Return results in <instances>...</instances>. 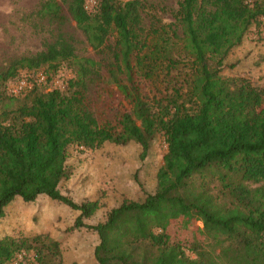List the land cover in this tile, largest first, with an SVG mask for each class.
Wrapping results in <instances>:
<instances>
[{
	"label": "trees",
	"instance_id": "1",
	"mask_svg": "<svg viewBox=\"0 0 264 264\" xmlns=\"http://www.w3.org/2000/svg\"><path fill=\"white\" fill-rule=\"evenodd\" d=\"M85 3L44 0L34 14L59 26L70 19L94 51L112 58L107 72L129 110L96 119L87 93L98 64L78 59L63 34L0 71L6 89L18 70L47 66L51 87L40 92L34 84L20 96L29 104L0 110V219L15 198L45 197L79 213L74 228L97 238L95 264H264L262 92L246 78L222 75L231 51L258 34L264 0H176L174 22L150 30L142 25L143 0H98L92 12ZM61 62L75 68L62 89L53 87ZM142 81L157 83L160 93L144 94ZM157 134L166 152L153 191L87 224L98 202H75L60 189L70 150L135 143L144 160ZM39 244L37 237L0 238V264L21 252L33 253L35 264L60 257L56 241Z\"/></svg>",
	"mask_w": 264,
	"mask_h": 264
},
{
	"label": "rangeland",
	"instance_id": "2",
	"mask_svg": "<svg viewBox=\"0 0 264 264\" xmlns=\"http://www.w3.org/2000/svg\"><path fill=\"white\" fill-rule=\"evenodd\" d=\"M43 1L0 0V71L18 58L44 50L46 44L63 34L70 40L78 59H88L98 64L99 75L91 76L87 93L96 119L113 120L119 113L128 111V103L117 93L107 72L114 62L112 58L94 51L70 19L62 26L39 19L34 13ZM143 2L141 17L145 30L174 22L176 0ZM46 68L44 66L36 72L27 73L18 70L17 74L20 78L35 77L47 72ZM57 70L53 87L62 89L65 81L74 75L75 68L72 62H61ZM222 75L248 79L261 90L264 106V41L255 31L249 32L243 44L231 51ZM140 84L143 93L149 97L160 93L157 83L142 81ZM7 85L6 89L5 86L0 89V110L6 104L10 109L29 104L28 95L10 98ZM50 88L42 84L39 91L45 92ZM165 152L166 145L160 134L152 141L144 160L140 159L141 148L135 143L124 146L106 143L95 150L73 148L66 162L69 177L61 183V192L75 202L97 201L99 209L85 222L91 225L102 222L107 212L123 200L138 201L145 192L153 191L156 172L162 165ZM15 199L5 209V217L0 219V238L7 236L31 241L37 237L39 245L56 241L60 257L52 264H95L92 255L97 238L91 231L74 228L78 212L45 197H39L32 204ZM201 227L200 222L195 223V236H199L196 230ZM185 234L189 237L187 232Z\"/></svg>",
	"mask_w": 264,
	"mask_h": 264
},
{
	"label": "built area",
	"instance_id": "3",
	"mask_svg": "<svg viewBox=\"0 0 264 264\" xmlns=\"http://www.w3.org/2000/svg\"><path fill=\"white\" fill-rule=\"evenodd\" d=\"M129 1V0H122ZM245 4L251 5L257 0H244ZM98 6V0H86L85 3V10L88 12H92L95 10ZM258 37L264 41V17H261L258 19ZM45 75L43 73H39L35 75V77L25 78V77H19L13 82L8 83L7 91L8 95L13 97H20L29 92L34 84L37 86H41L45 83ZM57 85V84H55ZM10 264H35V256L33 253H26L21 252L18 253Z\"/></svg>",
	"mask_w": 264,
	"mask_h": 264
},
{
	"label": "crops",
	"instance_id": "4",
	"mask_svg": "<svg viewBox=\"0 0 264 264\" xmlns=\"http://www.w3.org/2000/svg\"><path fill=\"white\" fill-rule=\"evenodd\" d=\"M243 44V43H242Z\"/></svg>",
	"mask_w": 264,
	"mask_h": 264
}]
</instances>
